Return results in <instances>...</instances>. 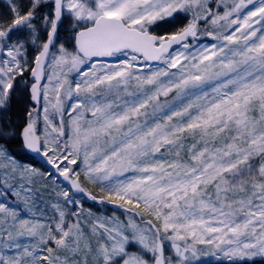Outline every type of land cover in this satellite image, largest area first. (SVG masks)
Returning <instances> with one entry per match:
<instances>
[{
  "label": "snow or ice",
  "instance_id": "6c2138e0",
  "mask_svg": "<svg viewBox=\"0 0 264 264\" xmlns=\"http://www.w3.org/2000/svg\"><path fill=\"white\" fill-rule=\"evenodd\" d=\"M208 255L264 262V0H4L0 264Z\"/></svg>",
  "mask_w": 264,
  "mask_h": 264
},
{
  "label": "rangeland",
  "instance_id": "374dc122",
  "mask_svg": "<svg viewBox=\"0 0 264 264\" xmlns=\"http://www.w3.org/2000/svg\"><path fill=\"white\" fill-rule=\"evenodd\" d=\"M2 10H4V0H0V11H2ZM185 23H186V21H185ZM177 28H178V25H175V26L174 25H167V24L165 25V30H167L169 32L174 31ZM23 106H24L23 105V98L21 97L20 103L16 104L14 106V109H13V113H14L13 119L14 120L17 116L20 115V109H22ZM9 145H11V143H9ZM23 153L26 154L25 151H23ZM16 158L18 160L22 161L23 163L30 164V165L34 164V166L36 168L43 170V167L40 164L36 163L35 160L33 158L29 157L27 154L23 158L22 157H16ZM34 187L37 189H40L42 192L43 183L42 182L37 183L34 185ZM42 194H43L44 198L47 197V193L42 192ZM9 203H12V201L9 200ZM20 207L23 208V204H21ZM84 207L86 209L91 208V210L93 212H96L97 214H103L104 212H107L108 215H112L111 209L105 208V207L97 205V204H95V206H91V204H88L86 201H84ZM257 261H258V264H264V262H261L259 260V258H257ZM197 264H229V262L223 258H218L216 256L208 255V256H202L200 258V260L197 262Z\"/></svg>",
  "mask_w": 264,
  "mask_h": 264
},
{
  "label": "trees",
  "instance_id": "16d2710c",
  "mask_svg": "<svg viewBox=\"0 0 264 264\" xmlns=\"http://www.w3.org/2000/svg\"><path fill=\"white\" fill-rule=\"evenodd\" d=\"M8 148L10 151L14 152L16 157H24L26 154L23 153L22 146L19 142L8 144ZM91 206H95V204H91Z\"/></svg>",
  "mask_w": 264,
  "mask_h": 264
},
{
  "label": "water",
  "instance_id": "95a60500",
  "mask_svg": "<svg viewBox=\"0 0 264 264\" xmlns=\"http://www.w3.org/2000/svg\"><path fill=\"white\" fill-rule=\"evenodd\" d=\"M26 154H27L29 157L33 158V159L35 160L36 163H38V164H40L41 166H43V168H46V167H47V165L44 164V161H43L42 158H40V157H38V156H35V154H32V153H27V152H26ZM85 201H86L88 204H94L91 200H87V199H86ZM97 205H99V204H97ZM100 206H103V205H100ZM103 207H105V206H103ZM105 208L111 209V206H108V207H105Z\"/></svg>",
  "mask_w": 264,
  "mask_h": 264
}]
</instances>
